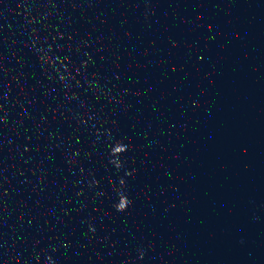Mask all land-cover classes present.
Segmentation results:
<instances>
[{
  "label": "water",
  "instance_id": "obj_1",
  "mask_svg": "<svg viewBox=\"0 0 264 264\" xmlns=\"http://www.w3.org/2000/svg\"><path fill=\"white\" fill-rule=\"evenodd\" d=\"M0 264H264V0H0Z\"/></svg>",
  "mask_w": 264,
  "mask_h": 264
},
{
  "label": "clouds",
  "instance_id": "obj_2",
  "mask_svg": "<svg viewBox=\"0 0 264 264\" xmlns=\"http://www.w3.org/2000/svg\"><path fill=\"white\" fill-rule=\"evenodd\" d=\"M130 201L129 199L125 196L122 197L119 201L118 204L115 205V207L117 208L118 211H124L127 209V207L129 206ZM143 255V254H142Z\"/></svg>",
  "mask_w": 264,
  "mask_h": 264
}]
</instances>
